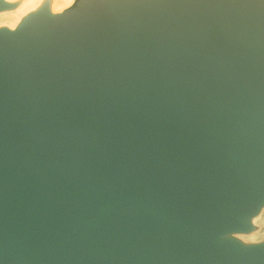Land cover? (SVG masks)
Listing matches in <instances>:
<instances>
[{"label": "water", "instance_id": "water-1", "mask_svg": "<svg viewBox=\"0 0 264 264\" xmlns=\"http://www.w3.org/2000/svg\"><path fill=\"white\" fill-rule=\"evenodd\" d=\"M261 202L264 0H75L0 29V264H264L220 241Z\"/></svg>", "mask_w": 264, "mask_h": 264}, {"label": "rangeland", "instance_id": "rangeland-1", "mask_svg": "<svg viewBox=\"0 0 264 264\" xmlns=\"http://www.w3.org/2000/svg\"><path fill=\"white\" fill-rule=\"evenodd\" d=\"M23 1L24 0H11L9 2L6 1L10 5V7L8 9L0 10V12H2V11H15L17 9V7ZM55 1L56 0H40V2H38L36 4L34 9H32V10L26 12L24 15L20 16V18L15 22V25L13 26L12 29H10L7 25H5L3 23H0V29L7 28L10 30H16L18 28V26L23 22V20L26 17H28L31 14L38 12L44 6L47 7L49 14L55 15V14L61 13L64 10V8L61 10L60 9H58V10L53 9L54 10L53 13L50 12L49 6H52V8H53V4H55ZM58 2L60 3L59 0L56 1V3H58ZM257 212L253 213L252 215H249L248 217H246L244 219L243 222H244V224H246L245 230L238 231V233L236 231H227L220 236V241H227V242L234 243L237 247L242 248V249H248L251 247H263L264 246V239L254 240L251 238V235L253 233H255V231H258V228H259V225L257 223H254L251 221V218L254 217V215H256Z\"/></svg>", "mask_w": 264, "mask_h": 264}, {"label": "bare ground", "instance_id": "bare-ground-1", "mask_svg": "<svg viewBox=\"0 0 264 264\" xmlns=\"http://www.w3.org/2000/svg\"><path fill=\"white\" fill-rule=\"evenodd\" d=\"M4 1H11V0H4ZM57 1V0H56ZM53 4L49 6V10L53 13L54 10L58 9H66L70 7L75 0H59L60 3ZM40 2V0H24L15 11H2L0 12V23L7 25L10 29L13 28L15 22L20 18L21 15H24L26 12L34 9L36 4ZM54 9V10H53ZM251 221L257 223L259 225L258 231H255L251 235V238L256 239H264V202L259 204L258 212L254 217L251 218ZM238 233V231H236Z\"/></svg>", "mask_w": 264, "mask_h": 264}]
</instances>
